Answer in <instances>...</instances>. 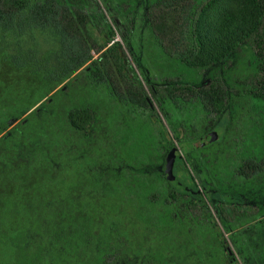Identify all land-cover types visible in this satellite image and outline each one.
<instances>
[{
    "label": "trees",
    "instance_id": "1",
    "mask_svg": "<svg viewBox=\"0 0 264 264\" xmlns=\"http://www.w3.org/2000/svg\"><path fill=\"white\" fill-rule=\"evenodd\" d=\"M39 34L48 46L58 43L56 56L28 48ZM5 61L41 82L32 121L38 131L26 122L6 154L1 186L15 190L9 205L16 212L24 191L18 170L42 166L40 185L58 192L48 225L28 216L33 222L22 231H0V240L9 238L0 252L10 253L0 264H196L178 254L194 252L199 235L214 245L212 264L242 263L222 260L220 231L217 242L204 226L164 225L172 207L192 220L197 205H206L190 191L197 189L193 157L204 158L198 168L212 175L228 231L229 185L234 200L260 189L256 205L233 208L231 237L247 264H264V218L251 223L264 215V0H0V65ZM222 116L236 138L195 154ZM33 137L38 155L22 156ZM45 138L57 142L45 147ZM172 148L175 180L167 182L163 162ZM40 233L47 243L32 249L30 235Z\"/></svg>",
    "mask_w": 264,
    "mask_h": 264
},
{
    "label": "rangeland",
    "instance_id": "2",
    "mask_svg": "<svg viewBox=\"0 0 264 264\" xmlns=\"http://www.w3.org/2000/svg\"><path fill=\"white\" fill-rule=\"evenodd\" d=\"M35 37L36 39L34 38V42H31L28 45V48L33 49L35 51L34 54L37 57L44 55L47 52L44 50L48 48H50L51 50L48 51V53L51 52L52 56H56V52L59 49V45L55 42L54 39L53 41H51L50 46H48V44L46 43V39L48 38L47 36L39 34ZM118 38L119 37L116 36V39ZM98 39L100 42L102 41L100 35H98ZM130 61L133 60L130 58ZM40 82L41 80L37 76L31 75L26 70L15 69L11 64L6 61L1 63L0 65V174H2L5 170L8 169V166L6 165V154L8 153L9 149L14 148L18 144L19 140L23 137L25 131L23 129L26 126V122L31 121V128L33 129V131H38L34 130L35 127L32 125V121H38L37 116L40 112L38 110L34 111V106L37 105L39 99V94L37 93V91L39 89ZM27 110L29 111L26 112ZM23 113H25V115L21 117L20 115H22ZM15 116H20L18 121L12 120V118ZM24 121L25 124L22 125ZM228 122L229 121H227V118L225 116L217 117L215 121L207 127L206 131H208V133H206L205 135L213 136L214 139L203 144L202 146H197L198 148H196L194 151L195 154H202V152L204 150H208L211 145L214 148H227L228 145L231 143V140L236 138L233 134H228V132L226 131L229 126ZM6 127L8 128L4 130ZM12 138L13 140L9 141V139ZM25 142L28 143L24 144V150L20 151V154L22 156L24 154L25 156L28 155L35 158V156H37L39 153V141H36V139L33 137L32 140ZM44 142L46 143V147L47 145L50 146L51 144H56L57 141H46L45 138ZM244 144H246V142ZM239 145L241 146L240 143ZM175 148L178 149V147ZM198 149H200L201 151H197ZM177 152L180 153V148L179 150H177ZM193 158H196L195 165H197L198 168L200 161H203L202 159L204 158ZM235 159L236 157L231 158L232 163ZM232 163L230 162V168H232ZM197 168H195L194 174L196 176V179L198 180L200 189L205 194L204 200L206 202V205L204 206L200 203L197 205L195 211V218L196 221L199 222V225L201 227L204 226L208 228L212 235L215 236V240L219 242V231L222 233V235L226 234V232L228 231L227 224L224 223V215L220 211V204H218L217 200L212 195L210 189V184L208 180L212 177V175L203 172L200 168ZM44 172L45 170L42 166L37 169L30 168L24 171L18 170L19 175L16 176V179L19 181L20 185H22L26 193V195L22 196L20 199L25 198L27 196L33 197L34 191L36 189L42 188L40 183L41 176ZM24 180L29 182H26L23 186ZM1 184L2 183H0V185ZM188 187H191V185H188ZM49 188L52 189L55 188V186L49 185ZM59 188L61 189V187ZM64 200L69 205V201L66 198ZM17 202L18 205H22L21 202ZM239 234L241 235V238L243 237V235H247H245V232L243 231L239 232ZM232 240L235 241V238L233 237ZM239 256L243 264H247V261H245L247 259L246 255L242 256L240 254Z\"/></svg>",
    "mask_w": 264,
    "mask_h": 264
},
{
    "label": "flooded vegetation",
    "instance_id": "3",
    "mask_svg": "<svg viewBox=\"0 0 264 264\" xmlns=\"http://www.w3.org/2000/svg\"><path fill=\"white\" fill-rule=\"evenodd\" d=\"M206 133H208V131ZM206 133H204L202 138H204ZM190 160L192 161L193 158H190ZM194 161H195V159H194ZM1 176H2V174H0V177ZM193 176L195 178V184H193V185L197 186L196 190L195 189L190 190L193 193V199H196L202 195L205 197L204 192L199 187V183H198V180L196 179L195 174ZM67 178L68 179L72 178V172L68 173ZM164 179L167 182H173L175 180L174 179V180L170 181L165 177V175H164ZM177 184H181V183L178 182ZM228 190H229L228 191L229 193H228V199H227V205H226L225 218H227V223L229 225L230 231H228V233L224 234V238H225L224 252H223V255H221V258L224 262L226 260L230 262L232 259H234L236 261L241 260V258L239 256L238 249L236 247L237 242H233L232 237H231V234H232L231 223L233 221V213H232L233 208L240 207V202H242V201L246 205H248L249 203L251 204V206L256 205L255 201L257 199L253 198L254 197L253 194L260 192V189H257V190H249L248 189L247 191H245V193L238 194L236 197L237 199L234 200L235 195L233 193L232 185H229ZM57 192L58 191H56L54 189H47V188L36 189L34 191L33 204L27 203V199L31 198V197L27 196L25 198H22L21 199L22 205L18 206V211L16 212L14 207L12 205H9V203H10L9 196L11 195V193H15V190L8 189L7 187L1 186L0 187V231H2L4 233L6 232L7 235H9V233L12 235L15 231L16 232L22 231L24 229V227L26 225H29L30 223H32L35 220V218L40 219V215L42 217H41L40 221L38 220V223L42 224V226H44V227L46 225H48L46 222V220H47L46 218L48 217V213L51 216L52 210H51L50 204L56 198L55 195L57 194ZM19 194H20V191H19ZM67 194H68V196L66 197V199L71 201L72 200V191L68 190ZM24 195H26V193H25V191H22L21 197ZM19 200H20V198H19ZM69 208L71 210V206H69ZM172 208H173V210H172L173 213L170 215V217L168 216L166 221H164L165 226H167V227H176L177 226V228L186 229L187 225H190L191 223H193L195 227H201L199 225V222H197L195 218L190 220L191 217L187 218L183 214H181L182 213L181 212L182 207H180L181 210H178L179 207L178 208L172 207ZM28 216H33L32 222H31V220H27ZM175 218H177V221L169 220V219H175ZM184 218L185 219L187 218V221ZM262 218H264V215L261 216L260 218H256L251 223L256 224ZM244 226L246 227V226H248V224L246 223V225H244ZM5 236H6V234H5ZM30 236L34 240V242H31L32 243V246H31L32 249H36L37 248L36 246L40 245V243H42L43 246L47 243V239H46V236L44 234L40 233V235H30ZM196 239H197V245L193 246V249H195L194 252L189 253V252L183 250L180 254H178V256L184 258L185 260H189V259L194 260L196 262V264H212L216 258V250L213 248L214 245L210 244L207 240H205L204 237H202L200 235L196 236ZM242 240H244L246 243L245 237L241 238V242H242ZM0 241H1L0 244L3 247L9 246L8 245L9 238L7 236ZM12 243H14V242H12ZM202 243H204L208 246V250H201L200 249L201 247L199 245ZM234 243H235V245H234ZM28 245L30 246V242H28ZM9 256H10V253H9V251H7V248H4V250L0 252V260L1 261H2V259H8ZM242 256H244V255L242 254ZM241 262H242V260H241ZM240 264H243V262Z\"/></svg>",
    "mask_w": 264,
    "mask_h": 264
},
{
    "label": "water",
    "instance_id": "4",
    "mask_svg": "<svg viewBox=\"0 0 264 264\" xmlns=\"http://www.w3.org/2000/svg\"><path fill=\"white\" fill-rule=\"evenodd\" d=\"M213 136H204L199 142H197L196 146H202L203 144L213 140ZM174 157H175V148L170 149L164 158L163 162V173L165 177L168 180H173L174 176L172 174V167H173V162H174Z\"/></svg>",
    "mask_w": 264,
    "mask_h": 264
}]
</instances>
